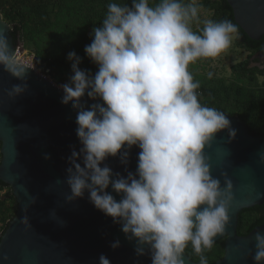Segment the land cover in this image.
<instances>
[{
  "label": "clouds",
  "instance_id": "9594fccd",
  "mask_svg": "<svg viewBox=\"0 0 264 264\" xmlns=\"http://www.w3.org/2000/svg\"><path fill=\"white\" fill-rule=\"evenodd\" d=\"M193 23H201L198 0L109 3L84 49L98 71L82 70V58L69 52L73 75L59 86L61 103H71L77 112L82 145L68 158L67 201L87 192L95 208L135 241L138 256L150 254L151 264H185L189 245L200 264H208L205 251L218 236H229L234 185L227 172L222 173L224 186L213 177L205 149L218 132L227 129L233 139L237 133L225 112L199 102L200 84L188 68L226 51L239 38V28L231 20L204 19L197 32ZM0 66L25 81L13 85L8 96L22 95L28 88L27 70L18 64L4 34ZM85 96L94 103L87 105ZM133 146L140 149L135 172L126 167L124 176L105 163L119 157L127 166ZM44 158L51 159L47 154ZM260 160L264 163V155ZM26 221L27 216L22 223ZM255 240L252 259L264 264V232L257 231ZM110 247L118 249L120 241ZM99 264L111 261L101 254Z\"/></svg>",
  "mask_w": 264,
  "mask_h": 264
},
{
  "label": "water",
  "instance_id": "95a60500",
  "mask_svg": "<svg viewBox=\"0 0 264 264\" xmlns=\"http://www.w3.org/2000/svg\"><path fill=\"white\" fill-rule=\"evenodd\" d=\"M236 23L254 40L264 36V0H227ZM0 34L7 36L12 52L15 44L11 26L0 13ZM23 44V43H22ZM34 53V52H33ZM27 90L16 98L7 92L13 85L25 83L0 66V179L9 185L17 201L14 217L0 238V264H99L104 254L111 264H151L150 254L138 256L135 241H129L110 216L95 208L85 192L83 198L68 202L66 183L68 158L81 148L76 134V110L61 103L62 88L25 63ZM87 105L94 103L85 96ZM237 135L227 129L216 134L205 154L210 158L212 175L224 186L227 172L234 185L235 200L230 212L225 253L214 264H255V235L264 232V224L248 234L238 233L239 214L247 208L264 204V137L251 133L236 115L226 114ZM140 149L130 150L129 163L109 157L105 163L114 172L126 176L135 172ZM51 159H45V155ZM103 166V165H102ZM117 201L120 195L108 189ZM2 199H5L3 197ZM35 200V202H34ZM27 216L29 221L22 223ZM120 241L121 247L110 244ZM185 264H200L186 252Z\"/></svg>",
  "mask_w": 264,
  "mask_h": 264
},
{
  "label": "trees",
  "instance_id": "16d2710c",
  "mask_svg": "<svg viewBox=\"0 0 264 264\" xmlns=\"http://www.w3.org/2000/svg\"><path fill=\"white\" fill-rule=\"evenodd\" d=\"M113 2L131 4V0H0V13L11 26L15 44L22 42L25 49L31 47L37 59L36 67L49 69L52 81L64 84L73 75L71 62L67 59L69 52L75 51L82 58V70L93 74L98 71L84 49L91 43L94 27L101 26L107 5ZM188 2L190 0H184V3ZM155 3L158 0H150V5ZM198 5L211 13V20L218 22L227 19L238 25L227 0H198ZM202 27L194 31L198 32ZM238 28L236 45L264 56V36L254 40L239 25ZM232 72L235 80L230 82L222 78L199 79V76L193 75L200 84L197 89L199 102L238 116L251 133L264 137V81H259L260 77H264V64L263 67H251L246 59L233 65ZM5 189V194H0V238L17 210L11 187L0 179V191ZM262 224L264 204L244 209L239 214L238 233L246 235ZM185 252L192 260L200 262L199 255L191 245ZM224 253L225 238H222L204 255L208 264H214Z\"/></svg>",
  "mask_w": 264,
  "mask_h": 264
},
{
  "label": "rangeland",
  "instance_id": "374dc122",
  "mask_svg": "<svg viewBox=\"0 0 264 264\" xmlns=\"http://www.w3.org/2000/svg\"><path fill=\"white\" fill-rule=\"evenodd\" d=\"M200 18L201 23L199 25L193 23V30L202 27L203 20L210 19L211 13L200 6ZM235 41L236 39H234L231 46L226 51L222 52L218 57L198 60L196 63L190 64L188 70L192 73V75L199 76V79H209L208 73H212V79L222 78L227 82H230L235 80V76L232 72V66L236 63L248 59L250 61L251 67H263L264 56H261L259 52H251L238 47ZM19 47H22V50H20L15 56L17 62L30 63L34 54L32 48L28 46L25 49L22 43L19 45ZM36 70L40 73L43 72L41 68ZM48 78L51 79L49 76ZM259 81L263 82L264 77H260ZM56 85L60 86L61 84ZM6 191V189L2 190L0 191V194H5Z\"/></svg>",
  "mask_w": 264,
  "mask_h": 264
},
{
  "label": "built area",
  "instance_id": "2783aa9c",
  "mask_svg": "<svg viewBox=\"0 0 264 264\" xmlns=\"http://www.w3.org/2000/svg\"><path fill=\"white\" fill-rule=\"evenodd\" d=\"M36 61H37V59H36V57H35V54H33V57H32V60H31V62L29 63V62H23V63H25V64H27V65H29V66H32V67H34L35 69H38L37 67H36ZM34 64H35V66H34ZM43 71V72H42ZM42 75H44L45 77H47L48 78V76H49V69H45V70H43L42 69ZM40 73V72H39ZM50 77V76H49ZM50 79V78H49ZM51 80V79H50Z\"/></svg>",
  "mask_w": 264,
  "mask_h": 264
},
{
  "label": "flooded vegetation",
  "instance_id": "af4514ba",
  "mask_svg": "<svg viewBox=\"0 0 264 264\" xmlns=\"http://www.w3.org/2000/svg\"><path fill=\"white\" fill-rule=\"evenodd\" d=\"M260 53V52H259ZM261 56H263L261 53H260Z\"/></svg>",
  "mask_w": 264,
  "mask_h": 264
}]
</instances>
